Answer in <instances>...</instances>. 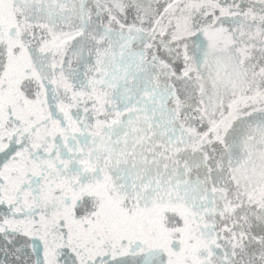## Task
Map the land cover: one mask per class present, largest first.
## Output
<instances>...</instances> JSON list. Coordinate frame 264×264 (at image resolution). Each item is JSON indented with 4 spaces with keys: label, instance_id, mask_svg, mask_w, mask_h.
<instances>
[{
    "label": "snow or ice",
    "instance_id": "1",
    "mask_svg": "<svg viewBox=\"0 0 264 264\" xmlns=\"http://www.w3.org/2000/svg\"><path fill=\"white\" fill-rule=\"evenodd\" d=\"M0 264H264V0H0Z\"/></svg>",
    "mask_w": 264,
    "mask_h": 264
}]
</instances>
